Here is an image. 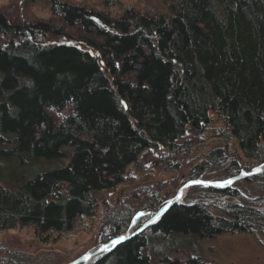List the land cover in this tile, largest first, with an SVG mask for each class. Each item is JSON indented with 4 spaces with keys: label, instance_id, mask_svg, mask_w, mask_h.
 <instances>
[{
    "label": "trees",
    "instance_id": "1",
    "mask_svg": "<svg viewBox=\"0 0 264 264\" xmlns=\"http://www.w3.org/2000/svg\"><path fill=\"white\" fill-rule=\"evenodd\" d=\"M36 2L51 15L32 14ZM117 2L0 4V131L12 133L0 134V142L11 143L0 157L68 159L15 188L0 183V231L32 226L48 241L94 215L96 192L123 182L142 152L154 148L163 160L188 155L207 130L226 149L206 151L189 178L229 154L232 175L242 159L264 162V0H161L164 7L152 11L130 3L113 16L109 7ZM231 141L239 153H229ZM253 178L264 180V171L246 177ZM215 190L239 196L233 187ZM152 198L147 205L162 196ZM135 212L111 213L103 223L107 237L123 232ZM147 229L259 236L264 207L232 199L175 203L141 233L83 264H211L194 254L152 261L142 252ZM2 264L25 263L7 256Z\"/></svg>",
    "mask_w": 264,
    "mask_h": 264
},
{
    "label": "rangeland",
    "instance_id": "2",
    "mask_svg": "<svg viewBox=\"0 0 264 264\" xmlns=\"http://www.w3.org/2000/svg\"><path fill=\"white\" fill-rule=\"evenodd\" d=\"M6 1L8 0H0V4ZM75 1L98 4V0ZM130 3L151 11L154 8L164 7L161 0H120L111 5L109 11L113 16H119L124 6ZM29 9L32 14L40 17L46 18L51 15L49 7L44 3L36 2ZM45 40L68 41L60 36H49ZM63 113L65 111L61 114ZM0 134L7 138L12 135L10 132L2 131ZM202 139L201 142L194 143L188 155L177 158L170 156L171 159L163 160L164 156H160V152L154 148L142 152L135 162L128 165L123 182L96 192L98 206L94 215L79 218L72 229L56 233L48 241L41 240L32 226H16L1 230L0 264L7 256L16 257L17 261L25 264H64L98 243L112 238L113 236L107 237L109 229L103 223L111 213L116 214L127 207H131L136 212L123 232L137 228L153 214L156 208L173 197L183 183L191 179L189 168L198 164L205 157L206 151L216 146L226 149L227 142L221 137L211 136L208 130L202 135ZM229 146V153L236 151L239 153L233 141ZM1 147H11V143L0 142ZM233 158L229 154L227 160L222 163H206L199 178L223 182L232 175L226 169ZM242 161L240 171H248L264 164L246 159ZM67 162L66 158L40 157L23 163L16 156L0 157V183L10 189L15 188L38 173L62 166ZM175 163L177 165H174ZM246 177L233 181L229 186L236 189L239 196L194 184L188 187L182 200L211 202L218 199H232L251 207L263 208L264 180L260 178L248 180ZM155 193L162 196L160 203L147 205ZM144 234L147 237V244L142 252L148 254L152 261H156L162 255L184 258L188 254H194L200 255L211 264H264V235L223 232L214 237H199L190 233L164 235L151 229H147Z\"/></svg>",
    "mask_w": 264,
    "mask_h": 264
},
{
    "label": "water",
    "instance_id": "3",
    "mask_svg": "<svg viewBox=\"0 0 264 264\" xmlns=\"http://www.w3.org/2000/svg\"><path fill=\"white\" fill-rule=\"evenodd\" d=\"M263 171H264V164H260L258 166H255V167L249 169L248 171L243 170V171H240L239 173H237L235 175H231L226 180H224L223 182H218V181L212 182V181L201 179L199 177L191 178V179L187 180L185 183H183L177 189V191L173 195V197L168 199L160 207L156 208L155 211L153 212V214L145 222H143L140 226H138L137 228L133 229L130 232H122V233H119V234L113 236L112 238H110L106 241H102V242L98 243L97 245L93 246L92 248L86 250L82 254L78 255L74 259H72V260H70L64 264H83L87 260H89L91 257H94L100 253L105 252V251L112 250L118 244H120V243L134 237L135 235L141 233L145 228H147L148 226L153 224L155 221H157L173 204L185 203V201L182 200V195H183L182 189H185V188L188 189L189 186L194 185V184H200V185H203L204 187H211V188H215V189H223V188L229 187L231 185V183L237 179H240V178L245 177V176H250V175L257 174V173H261ZM193 202H196V200H192L188 203L191 204ZM236 202L241 203L240 201H236Z\"/></svg>",
    "mask_w": 264,
    "mask_h": 264
},
{
    "label": "bare ground",
    "instance_id": "4",
    "mask_svg": "<svg viewBox=\"0 0 264 264\" xmlns=\"http://www.w3.org/2000/svg\"><path fill=\"white\" fill-rule=\"evenodd\" d=\"M186 192H187V188L182 189V193H183L182 198H183V196L186 194Z\"/></svg>",
    "mask_w": 264,
    "mask_h": 264
}]
</instances>
